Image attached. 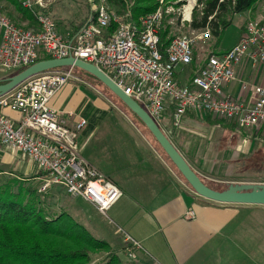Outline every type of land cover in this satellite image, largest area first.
Wrapping results in <instances>:
<instances>
[{"label":"built area","instance_id":"obj_1","mask_svg":"<svg viewBox=\"0 0 264 264\" xmlns=\"http://www.w3.org/2000/svg\"><path fill=\"white\" fill-rule=\"evenodd\" d=\"M56 0H20L35 13L37 27L16 26L0 12V69L21 68L41 56H68L92 63L127 95L158 121L169 105L179 122L188 110L208 113L234 123L238 128H259L264 124V86L243 81L241 90L248 100L225 93L223 86L236 80V68L248 60L251 67L264 65V19L248 20L238 39L226 50L207 54L184 84H179L177 68L192 64L193 46L210 37L209 28L193 34L180 33L160 49L159 30L163 22V0L137 23L128 13L109 9L106 0H85L84 24L76 31H57L46 10ZM188 1V2H187ZM181 21L190 23V14ZM172 7L173 4H171ZM112 25L114 26L112 29ZM73 66L53 68L31 76L0 95V143L24 154L42 171L41 191L56 184L71 197H80L102 215L120 198L121 190L80 154L77 136L85 123L79 118L73 128L51 108L50 99L73 77ZM19 113L15 122L2 110ZM192 217V211L187 212Z\"/></svg>","mask_w":264,"mask_h":264},{"label":"crops","instance_id":"obj_2","mask_svg":"<svg viewBox=\"0 0 264 264\" xmlns=\"http://www.w3.org/2000/svg\"><path fill=\"white\" fill-rule=\"evenodd\" d=\"M68 2L56 0L46 9L61 33L71 31L72 27L76 28L74 31L78 30L87 15L85 11L82 17H77L81 23L76 26L70 24L72 19L69 16L75 13L72 10L63 13L61 18L56 10L58 6L68 5ZM240 29L234 42L239 37ZM227 48L211 50L210 53H219ZM190 75L191 72H187L185 67L177 68L175 73L179 84L186 83ZM243 81L264 86V65L253 68L248 60H243L236 68V80L223 86V90L234 98L248 100L250 93L241 90ZM56 94L49 105L60 113L68 127L73 128L80 117H75L69 109L61 110V101L56 99ZM169 107L172 117L173 107L169 105L167 109ZM103 111L105 117L100 113L102 111H96L86 119L77 142L81 156L122 192L107 211L111 228L104 233L111 246L120 241L121 253L130 254L125 256L130 264H264L261 236L262 233L264 235V228L262 223L250 227L253 219L264 220V215L241 212V208H245L241 206L264 205L218 203L197 195L149 133L140 129L130 118L109 117L106 116L108 111ZM2 112L15 122L20 118L18 112L10 109H3ZM193 113L192 110L186 111L178 123L172 117L159 119L157 124L191 168L202 176L182 152L183 135L174 128L176 124L185 127L193 124L204 126L207 123L208 119H189ZM94 140V145L99 146L98 150L89 151L90 156L86 155V146ZM4 148L0 143V151ZM13 152L11 159L22 161L23 169L33 165L24 154ZM36 169L38 174L35 178L41 180L42 171ZM188 211L193 213L191 218L187 216ZM252 232L257 233L255 238H252Z\"/></svg>","mask_w":264,"mask_h":264},{"label":"rangeland","instance_id":"obj_3","mask_svg":"<svg viewBox=\"0 0 264 264\" xmlns=\"http://www.w3.org/2000/svg\"><path fill=\"white\" fill-rule=\"evenodd\" d=\"M182 1L183 3L180 7L174 8L171 4H165V0H163L161 5L164 15L163 20L165 19L164 22L171 26L172 34L185 33L191 35L195 30L191 29L189 24L181 21V9L184 5L186 6L190 3H187V0ZM17 2L20 3V0H0V12L8 18L14 17L17 15V4H15ZM199 6L193 5L191 14L193 9ZM57 9L59 11L56 10V13H59L60 17L68 10H72V13L75 12L72 16H69V19H72L70 24L76 26L81 23L78 22L77 17L84 15V12L88 10V4L85 0H69L68 5L58 6ZM109 9L116 12L113 7H109ZM54 17L57 18L56 16ZM261 19H264V0H257L250 9L235 14L222 34H219V36L210 34L208 39L196 42L193 46L194 58L192 64L185 67L186 71H193L199 61L203 60L211 50L224 49L230 46L237 38L241 25L243 26L248 20L256 21ZM71 29V31H74L76 28L72 27ZM16 71V68L9 70L0 69V80L8 79L15 75ZM55 97L61 101V110L69 109L75 117L78 116L85 119L83 127L87 122L86 119L96 111H102L100 113L105 117L103 109H106L108 111L106 116L112 117L111 115H113L130 118L140 129L148 133L138 119L132 116L121 101L105 85L80 69L73 70V77L65 83ZM190 116L191 118L189 119H208V121L206 120L207 123L203 124L204 126L193 124L182 127L176 124L174 128H177V131L183 135L182 152H185L188 160L201 172L204 177H200L205 182L216 190H221V188L230 184H264V125L251 130L238 128L229 122L220 121V119L213 116H207L205 113L195 112ZM161 119H172L171 107L166 110L165 115ZM94 142L95 140L92 144L86 146L84 150L86 155L90 156L89 151L98 150L99 146L94 145ZM5 148L0 151V183L7 182L12 178L20 180L23 187L28 189L32 187L36 190L35 193H40L38 194L41 195L40 202H37L38 204L36 203V205L43 208L46 213L57 214L61 211L66 212L90 231L95 238L106 242L109 241L104 233L111 228L106 217L107 213L106 216L98 213L87 201L80 197L73 198L69 196L59 185L54 184L45 191H41L42 181L35 178L38 174L37 166L32 163L33 165L29 169H23L21 167L22 161L11 159L14 150ZM13 189L16 190V186ZM241 207H245L241 208L243 209L241 212L249 213L251 211L254 215H264V206ZM258 223H262L264 228V220H258V218L252 220L250 227ZM256 234L252 232V238H255ZM261 236L262 245H264L263 233ZM110 247L119 251V255L125 264L131 263L125 259V256H130V254L121 253L120 241L113 246L110 245ZM103 256L104 253H98L94 255V260H99Z\"/></svg>","mask_w":264,"mask_h":264},{"label":"trees","instance_id":"obj_4","mask_svg":"<svg viewBox=\"0 0 264 264\" xmlns=\"http://www.w3.org/2000/svg\"><path fill=\"white\" fill-rule=\"evenodd\" d=\"M256 1L197 0V5L200 6L193 9L189 27L193 30L207 27L212 36H219L235 14L250 9ZM106 2L109 7L115 8L116 13H128L129 18L136 23L140 16L154 11L160 5L159 0H106ZM182 3V0H165V4H173L174 8L180 7ZM15 4L17 15L9 19L15 25L24 28L37 27L35 13L19 2ZM164 20L159 30L161 50L174 36L171 26ZM113 27L112 25L111 29ZM213 53L216 52L209 54ZM48 58L50 57L41 56L38 60ZM29 65L18 68L16 73ZM75 69L78 68L74 67ZM193 71L191 70V74ZM4 81L5 79L0 80V83ZM123 106L127 108L124 104ZM127 110L138 119L128 108ZM138 121L146 129L139 119ZM148 133L150 134L149 131ZM158 147L160 148L159 145ZM201 179L205 182L203 178ZM21 184L16 178L0 183V264H125L117 249L111 248L106 241L95 238L68 213L63 211L57 214L46 213L43 208L36 205L40 202L41 195H38L40 193H35L36 190L32 187L28 189ZM14 186L16 190L13 189ZM98 253H104V256L95 261L94 255Z\"/></svg>","mask_w":264,"mask_h":264},{"label":"water","instance_id":"obj_5","mask_svg":"<svg viewBox=\"0 0 264 264\" xmlns=\"http://www.w3.org/2000/svg\"><path fill=\"white\" fill-rule=\"evenodd\" d=\"M65 66H73L89 73L122 101L144 124L168 159L197 195L218 203L264 205V184H230L224 190H216L206 185L200 175L191 168L147 111L92 63H86L71 56L38 60L0 83V95L10 91L31 76Z\"/></svg>","mask_w":264,"mask_h":264},{"label":"bare ground","instance_id":"obj_6","mask_svg":"<svg viewBox=\"0 0 264 264\" xmlns=\"http://www.w3.org/2000/svg\"><path fill=\"white\" fill-rule=\"evenodd\" d=\"M192 5V2L190 1V4L186 5L185 6V11H184V17H188L189 16V10H190V7Z\"/></svg>","mask_w":264,"mask_h":264}]
</instances>
